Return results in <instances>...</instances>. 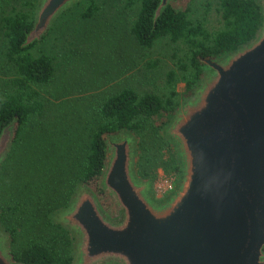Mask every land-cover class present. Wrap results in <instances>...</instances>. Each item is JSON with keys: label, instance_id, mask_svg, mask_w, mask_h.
Wrapping results in <instances>:
<instances>
[{"label": "water", "instance_id": "water-1", "mask_svg": "<svg viewBox=\"0 0 264 264\" xmlns=\"http://www.w3.org/2000/svg\"><path fill=\"white\" fill-rule=\"evenodd\" d=\"M81 0H38L22 47L40 42L54 21ZM174 0H160L153 24ZM253 38L205 58L194 89L162 134L174 148L178 178L166 195L137 177V138L105 135L106 159L97 192L78 184L52 216L72 239L71 264H264V0ZM17 119L0 133V165ZM0 226V264L9 254Z\"/></svg>", "mask_w": 264, "mask_h": 264}, {"label": "trees", "instance_id": "trees-1", "mask_svg": "<svg viewBox=\"0 0 264 264\" xmlns=\"http://www.w3.org/2000/svg\"><path fill=\"white\" fill-rule=\"evenodd\" d=\"M31 1L23 0L19 12L6 16L2 22L6 36L4 55L14 74L11 80L13 91L0 97V133L17 119L13 147L18 143L21 129L29 119L35 122L43 114V102L35 87L48 83L53 74L50 57H34L30 53L36 42L22 47L26 34L32 29L36 0H33L34 3ZM159 1L124 0V9L134 14L129 31L137 44L144 48H150L165 37L173 44L187 45L189 52L184 69L188 77L184 78V96L190 94V88L201 77V59H214L250 41L259 22V9L252 1L213 0L223 26L220 31L209 35L200 22L189 20L190 9L185 5L187 0H174L159 15L154 25V13ZM85 2L81 16L90 18L99 6L95 0ZM175 98L173 91L165 100L151 94L139 96L132 90H123L111 96L101 106L99 120L91 129L85 133H82L83 128L74 131L77 138L64 156L58 154L59 151L55 155L51 149H46L51 144V128L40 131L35 139L38 145L25 149L24 160H21L22 156L19 157L20 165L17 166L14 184L19 199L13 204H9L7 199L0 200V221H9L10 211L18 213L22 219L15 227L6 228L10 243L13 245L19 238L15 236L25 235L28 239L26 245L18 244L16 249L9 244L12 259L20 264H71V237L64 228L49 220L48 215L67 206L78 184L95 189L106 203L99 190L106 159L105 135H114L121 130L135 134L140 139L139 167L142 166L140 162H144L146 155L151 152L144 142L146 136H151L155 145L153 156L163 150L173 162L172 152L158 132L171 116L176 105ZM80 130L82 135L79 134ZM172 168L175 171V167ZM137 172L142 178L147 177L144 171L137 169ZM5 174L6 157L0 165V198L2 190L10 183L7 180L5 183Z\"/></svg>", "mask_w": 264, "mask_h": 264}, {"label": "rangeland", "instance_id": "rangeland-1", "mask_svg": "<svg viewBox=\"0 0 264 264\" xmlns=\"http://www.w3.org/2000/svg\"><path fill=\"white\" fill-rule=\"evenodd\" d=\"M37 1L33 7V19ZM85 1L81 0L64 11L54 21L43 39L30 50L34 57L41 55L50 57L53 74L48 83L35 87L43 102V114L35 122L29 119L21 129L18 143L14 147L11 145L6 156L5 183L6 180L10 183L2 190L0 200L7 199L9 204H13L20 197L16 196L18 193L14 189L17 166L20 165L19 157L22 156L21 160H24L25 149L38 145L35 139L38 138L40 131L51 128V144L49 143L50 147L46 149L48 151L51 149L55 155L56 151H59L58 154L62 153L64 156L77 138L74 131L83 128L82 133H85L91 129L99 120V110L103 103L123 90H132L139 96L155 95L163 100L172 91L176 94L174 110L158 132L160 138L168 144L173 162L170 155L165 154L163 150L153 156L155 145L152 143V137L146 136L144 142L151 152L146 155L144 162H140L142 166L139 167L137 159L140 154V139L132 134L137 138L136 175L141 180L151 183L153 196L166 195L177 182V157L162 130L181 104L186 91L184 78L188 77V73L184 66L189 52L187 45L173 44L165 37L150 48L141 47L130 34L129 27L134 14L124 9V0H95L99 8L90 18L81 16ZM212 1H185V5L190 9L189 20L193 23L200 22L205 33L209 35L220 31L223 26L216 12L215 2ZM31 3H34L33 0ZM22 5L23 0H0V97L13 91L11 80L14 74L4 55L6 36L2 22L6 16L19 12ZM197 82L190 88V93ZM79 134L82 135L81 130ZM172 167H175V171ZM137 169L144 171L147 177L142 178ZM99 190L106 199L104 203L94 189L101 204L108 212H112L114 207L111 201L100 188ZM61 209L50 213L48 219L52 221V216ZM8 219L7 222L6 219L0 221L4 232L6 228L15 227L17 223L22 222L18 213L11 211ZM6 233L9 235V232ZM16 237H19L16 242L13 245L10 243L13 249H16L18 244L26 245L28 239L25 235L14 238ZM69 254L71 256V248Z\"/></svg>", "mask_w": 264, "mask_h": 264}]
</instances>
